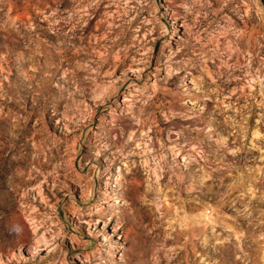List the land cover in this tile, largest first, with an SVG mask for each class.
<instances>
[{
    "label": "rangeland",
    "instance_id": "rangeland-1",
    "mask_svg": "<svg viewBox=\"0 0 264 264\" xmlns=\"http://www.w3.org/2000/svg\"><path fill=\"white\" fill-rule=\"evenodd\" d=\"M0 264H264V0H0Z\"/></svg>",
    "mask_w": 264,
    "mask_h": 264
},
{
    "label": "bare ground",
    "instance_id": "bare-ground-1",
    "mask_svg": "<svg viewBox=\"0 0 264 264\" xmlns=\"http://www.w3.org/2000/svg\"><path fill=\"white\" fill-rule=\"evenodd\" d=\"M98 96H99V95H98ZM100 97H101V96H100ZM96 99H98V98H96ZM186 102H187V103H192V102H191V99H190V100H186ZM52 249H53V248H52Z\"/></svg>",
    "mask_w": 264,
    "mask_h": 264
}]
</instances>
